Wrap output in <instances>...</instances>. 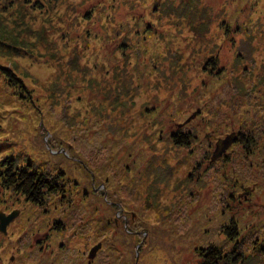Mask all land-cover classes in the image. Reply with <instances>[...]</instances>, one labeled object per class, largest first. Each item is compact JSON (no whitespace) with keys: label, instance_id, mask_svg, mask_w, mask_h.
<instances>
[{"label":"rangeland","instance_id":"rangeland-1","mask_svg":"<svg viewBox=\"0 0 264 264\" xmlns=\"http://www.w3.org/2000/svg\"><path fill=\"white\" fill-rule=\"evenodd\" d=\"M0 64L22 82L0 73V162L66 184L38 205L0 185V264H48L47 231L60 264H202L232 225L226 264H264V174L243 166L264 171V0H0Z\"/></svg>","mask_w":264,"mask_h":264},{"label":"flooded vegetation","instance_id":"flooded-vegetation-1","mask_svg":"<svg viewBox=\"0 0 264 264\" xmlns=\"http://www.w3.org/2000/svg\"><path fill=\"white\" fill-rule=\"evenodd\" d=\"M174 133V132H173ZM232 137H235V139L238 141L239 140V136H237V135H232ZM232 137L230 136H228V141H227V143H226V140L222 143V141L220 140V142H217L216 144H217V149H216V151H219V149H220V146H221V148H222V146L224 145V144H226V146H227V144L229 143V140H231L232 139ZM236 140H235V142H236ZM230 145V144H229ZM246 144H243L242 146H245ZM247 145H249V144H247ZM225 146V147H226ZM217 153V152H216ZM216 153L215 154H213V158L214 157H216L217 155H216ZM217 158V157H216ZM215 158V159H216ZM31 159H33L34 161H35V173H36V175L37 176H41L42 178H43V182H44V184H46L45 183V181H47L49 184L50 183H53V184H55V186H57V188L59 189V191L60 190H62L63 188H64V186L66 185L65 184V179H64V174L63 173H61V171L60 172H56V173H49V168L48 167H46V160H43V159H41V158H36V157H34V158H31ZM38 159H40V160H38ZM9 173H7L6 174V177H10L11 176V174H9ZM3 176H0V185L1 186H4V187H6V188H11V189H13L15 192H18V193H21L23 196H24V198H25V200H27V201H31V202H35L37 205L38 204H42L44 201H45V197L47 196V192H48V187L47 186H45V187H43V189L40 191V193L39 194H37V196H36V198H34V199H32V198H30L29 196H27V194L23 191V189H21V186H20V183H18V182H16V179H10L9 180V183H8V181H7V179H5V178H2ZM50 178V179H49ZM52 178H54V180H52ZM56 179V180H55ZM253 188H254V186H252V187H250V188H246L245 186H243V185H240V192H237V200L236 201H239V202H241V201H245L246 199H247V197L252 193V190H253ZM1 191V190H0ZM6 212H8V211H6ZM6 212L5 211H2V210H0V218H2L3 220H5V221H7V223H6V233H4V232H2V231H0L2 234H4V235H6L7 233H8V231H7V227H9V225H10V223L13 221V219H14V217L12 218V219H8V216L6 215ZM60 212V211H59ZM125 212H126V210H125ZM18 213V212H17ZM17 215V214H16ZM15 215V216H16ZM58 217H60V216H58ZM116 217L117 218H115V220H114V222H115V224H118L119 222H118V219L120 218V217H122V215H121V213L119 212V211H117V215H116ZM132 217H134L133 215H132ZM124 220V219H123ZM57 222V224H55L54 225V227L56 228V230H57V232L60 234V230L64 227V222H63V220L61 221L60 220V222H58V221H56ZM53 226H52V228H54ZM248 227V226H247ZM249 228V227H248ZM235 230L234 231H231V230H228L227 232H225L227 235L229 234V232H232L231 233V236H228L229 238H237V237H240V241L238 242V241H235V243L237 244V246L235 245V243H234V247L232 248V250H230V251H232V253H227V251H222L221 250V252L217 249V248H213L214 250H212L211 252H214L213 254L215 255L214 257V262L216 263V264H221V261H222V264H226V261H225V259L227 260V259H229V260H233V262L234 261H236V258H240L239 260H238V262L239 261H241V259H242V257L244 256V248H243V246H244V243H243V237H241L242 235H243V233H242V228H241V230H240V228H238V230H237V228H234ZM249 230H251V229H249ZM248 230V231H249ZM246 233V232H245ZM49 235H50V231H47V233H43V235H42V237H37L36 239H35V245L37 246V250H39L40 252H45V253H47V263L48 264H55L56 263V261L55 260H57L58 261V263L60 264V246H62L63 245V243L62 242H58V249H57V251H55L54 250V248H53V246H52V244H51V242H49L50 241V237H49ZM233 236V237H232ZM252 243V248H254V244L255 243H258V241H256V240H254V241H252L251 242ZM100 244H101V242H100ZM212 249V247H209V248H207V249H205L204 250V253H203V255L202 256H204V257H206V256H208V255H211L210 254V250ZM260 251H264V249L263 248H258ZM54 253H56V258H55V260H54V257H53V254ZM216 253V254H215ZM229 255H231V256H229ZM205 259H207V258H205ZM11 261L13 260V257H11V259H10ZM203 264H205V260L203 261Z\"/></svg>","mask_w":264,"mask_h":264},{"label":"trees","instance_id":"trees-1","mask_svg":"<svg viewBox=\"0 0 264 264\" xmlns=\"http://www.w3.org/2000/svg\"><path fill=\"white\" fill-rule=\"evenodd\" d=\"M42 3H39L37 5V7H41ZM2 64H0V73L1 75L4 77V79L8 80L7 85L8 86H18V83L21 82V80L19 81V79L17 78V76L14 74V72L9 69L8 67H4L1 66ZM22 83V82H21ZM186 139L189 140V136L188 134L186 135ZM254 138L252 135H248L244 138V141H246V143L243 142V144H246L245 146H243L242 148L244 149L243 152L246 150L248 151V148L251 146L253 147V145H251V143L253 142ZM237 141V140H236ZM251 141V142H250ZM187 142H185L186 144ZM250 143V144H249ZM249 144V145H247ZM252 149V148H251ZM247 153L246 156L247 157ZM14 157H10V156H6V159H4V161L0 162V176H3L2 178L7 179L8 183L10 179H16V182L20 183L21 189H23V191L27 194V196H29L30 198L34 199L36 198L37 194L40 193V191L43 189V187L47 186L48 187V194H55L59 191V189L57 188V186H55V184L53 183H48L47 181H45L46 184H44V182L42 181L43 178L39 175L37 176L35 173V161L33 159H31L30 157H26L24 158L23 161H17L16 158ZM36 158H39L38 156ZM40 160V159H38ZM244 166V172L246 171L248 173V176L250 178H253V176H255V178L262 177L261 174H264L263 170L260 171H251L248 165H243ZM259 169H262L261 166H259ZM60 172V171H57ZM9 173L11 174L10 177H6V174ZM50 173V171H49ZM56 173V172H55ZM261 173V174H260ZM8 174V175H9ZM65 177V175H64ZM50 179V178H49ZM52 180H54V178H52ZM56 180V179H55ZM235 228L234 225H232L231 230H233ZM232 232H229L228 236H231ZM212 250H214L213 248L210 250V254L206 256L205 258H208L205 260V264H216L214 262V252H211ZM216 254V253H215ZM245 260V259H244ZM242 260V262L244 261ZM240 262V263H242ZM203 264V262H202ZM252 264V262H251Z\"/></svg>","mask_w":264,"mask_h":264},{"label":"water","instance_id":"water-1","mask_svg":"<svg viewBox=\"0 0 264 264\" xmlns=\"http://www.w3.org/2000/svg\"><path fill=\"white\" fill-rule=\"evenodd\" d=\"M228 139V137L226 138ZM225 140L222 141V143L224 142ZM228 140H226V143H227ZM226 144H224L221 148V151L224 150ZM220 151V150H219ZM218 151V152H219ZM17 214V211H14L10 214H8V219H12L13 217H15V215ZM6 223L7 221L3 220L2 218H0V231L6 233ZM100 247V243H97L96 245H94L91 249H90V252H89V257H94V255L96 254V250Z\"/></svg>","mask_w":264,"mask_h":264}]
</instances>
